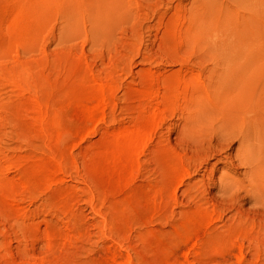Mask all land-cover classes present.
Instances as JSON below:
<instances>
[{"label":"rangeland","instance_id":"1","mask_svg":"<svg viewBox=\"0 0 264 264\" xmlns=\"http://www.w3.org/2000/svg\"><path fill=\"white\" fill-rule=\"evenodd\" d=\"M78 1L50 0L23 32L19 0H0V264H264V181L245 177L244 127L195 121L187 101L196 75L208 90L221 74L264 83V68L213 55L224 43L264 63V0ZM90 1L113 6L99 27ZM175 76L188 83L165 109L152 97ZM107 82L112 96L94 107ZM262 96L247 112L264 120ZM156 107L133 166L107 161L104 139Z\"/></svg>","mask_w":264,"mask_h":264},{"label":"bare ground","instance_id":"2","mask_svg":"<svg viewBox=\"0 0 264 264\" xmlns=\"http://www.w3.org/2000/svg\"><path fill=\"white\" fill-rule=\"evenodd\" d=\"M50 0H29V4L26 0H19L15 14L12 19V27L20 28L25 32L28 26L34 23L37 15L41 16L44 8L47 7ZM84 5L85 1H78V4ZM89 9L91 10L92 19L96 26L104 24L108 18L110 12L113 11L111 2L99 3L98 1L88 2ZM243 4L251 5L255 7L258 4V0H245ZM260 6V4L258 5ZM191 25L198 23L197 18L194 15L189 19ZM208 27V25H206ZM200 31L199 38L206 40L211 36L205 28ZM22 32V33H23ZM222 41L216 45H220ZM230 43V42H229ZM227 43V45H229ZM245 49V42H240ZM226 44L222 43L220 47H216V56H225V66L229 68H235L243 70L247 73H254L255 71H261L264 68V63L244 62L242 59V53L229 52ZM182 61V60H181ZM73 65V64H72ZM261 67L262 69H259ZM224 76L223 74L216 77L211 82V89H207V85L199 83V76H194L191 80L194 84L193 92L187 98L189 102L190 110L188 114H196L193 119L196 121L198 118H203L209 114H217L222 119L224 126L227 127H244V133L239 141V146L244 150L242 157H244V163L248 166L245 171V177L247 181L252 183L258 181H264V120L260 117L259 112L254 111L247 112V105L250 98H256L258 92H264V83L255 81V78L249 76L248 78ZM252 77V78H250ZM187 81L184 77L175 76L173 80L164 82V86L167 92L161 97L154 94L153 99L157 102L161 100L164 108L166 109L169 104L175 101L180 92L187 86ZM112 82L100 83L98 89L93 93L95 100L94 107L100 108L107 100L112 96ZM150 89V88H148ZM175 99H172V98ZM264 98V96H262ZM253 100V99H252ZM251 100V101H252ZM259 103V102H258ZM201 115V116H200ZM200 116V117H199ZM261 118V119H260ZM159 123V107L152 110L142 108L139 110L136 117L133 119L132 124L129 127L121 128L117 132L113 133L108 138L104 139L100 146L105 153L107 161L112 162L119 168H130L133 166V158L136 153L142 148L145 139L153 129V127ZM255 136V137H253ZM253 139L257 147L251 146L248 141ZM180 168L178 164L173 163L166 175L170 181L174 177L180 176ZM183 170V169H182ZM168 182L164 185L168 186ZM255 191L254 196H258ZM261 194H259L260 197ZM191 229L190 225L185 226L183 229V235L186 237ZM217 241L216 243H220ZM264 247L263 243H260L258 247ZM257 247V248H258ZM177 264H188L186 257L179 260Z\"/></svg>","mask_w":264,"mask_h":264}]
</instances>
